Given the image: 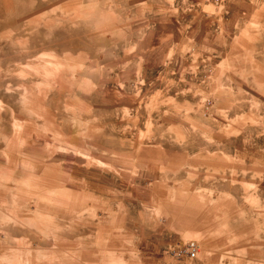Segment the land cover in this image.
Here are the masks:
<instances>
[{
  "label": "rangeland",
  "instance_id": "obj_1",
  "mask_svg": "<svg viewBox=\"0 0 264 264\" xmlns=\"http://www.w3.org/2000/svg\"><path fill=\"white\" fill-rule=\"evenodd\" d=\"M0 165L79 264H264V0H0Z\"/></svg>",
  "mask_w": 264,
  "mask_h": 264
},
{
  "label": "crops",
  "instance_id": "obj_2",
  "mask_svg": "<svg viewBox=\"0 0 264 264\" xmlns=\"http://www.w3.org/2000/svg\"><path fill=\"white\" fill-rule=\"evenodd\" d=\"M20 120L25 122L29 121V118L22 117ZM29 134V130L23 131L22 140L24 144L30 141ZM4 151L2 152L3 155L4 153L7 156L15 155ZM18 155L29 157L31 152L29 149H23ZM14 172L13 167L0 165V173L7 174V178H14ZM10 188L14 189L13 187ZM0 204L20 205L25 204V202H22L19 197L0 196ZM46 217L49 218V220H46L52 224V227L47 229H24L20 234H15L14 230H0V264H33L36 258L41 260L42 258L46 259L47 256L58 264L80 263L78 253L83 250L78 247V241L73 240L74 238L78 239L82 237L79 229L76 227L63 229L57 225L59 215L54 210L52 213L46 215ZM86 251L89 252L88 249Z\"/></svg>",
  "mask_w": 264,
  "mask_h": 264
},
{
  "label": "built area",
  "instance_id": "obj_3",
  "mask_svg": "<svg viewBox=\"0 0 264 264\" xmlns=\"http://www.w3.org/2000/svg\"><path fill=\"white\" fill-rule=\"evenodd\" d=\"M188 253L191 255V256H195L196 253H197V246L195 244L191 245L190 246V251H188Z\"/></svg>",
  "mask_w": 264,
  "mask_h": 264
}]
</instances>
